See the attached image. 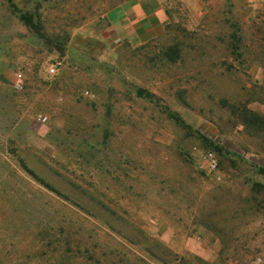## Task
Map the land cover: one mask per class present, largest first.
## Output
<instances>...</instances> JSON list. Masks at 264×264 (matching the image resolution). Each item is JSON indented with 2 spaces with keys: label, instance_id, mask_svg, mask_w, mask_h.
Wrapping results in <instances>:
<instances>
[{
  "label": "rangeland",
  "instance_id": "1",
  "mask_svg": "<svg viewBox=\"0 0 264 264\" xmlns=\"http://www.w3.org/2000/svg\"><path fill=\"white\" fill-rule=\"evenodd\" d=\"M135 5L146 28L112 36ZM245 110L264 0H0V264H264Z\"/></svg>",
  "mask_w": 264,
  "mask_h": 264
},
{
  "label": "crops",
  "instance_id": "2",
  "mask_svg": "<svg viewBox=\"0 0 264 264\" xmlns=\"http://www.w3.org/2000/svg\"><path fill=\"white\" fill-rule=\"evenodd\" d=\"M129 6H130V3H129ZM132 7L133 9L131 7H127V8L124 7L121 10H118L111 15L110 32L111 34H113L112 36H117L118 38L122 40H125V39L131 40V35L135 36L138 34L139 27L142 26V29L146 28L145 25L146 23L148 24V21H147L149 19L148 16H146L145 14L142 15L139 12L141 10L139 5H135ZM135 14L136 15L138 14V15L136 16ZM148 29H149V26H148ZM20 78H22L21 74L15 72L14 77L12 75L11 81H9L10 86L15 91H22L23 89V82H22V79ZM15 83L21 84L20 90L15 88L14 86Z\"/></svg>",
  "mask_w": 264,
  "mask_h": 264
},
{
  "label": "trees",
  "instance_id": "3",
  "mask_svg": "<svg viewBox=\"0 0 264 264\" xmlns=\"http://www.w3.org/2000/svg\"><path fill=\"white\" fill-rule=\"evenodd\" d=\"M136 95H137V97L144 99V100L150 101L153 99L152 95H150L149 93H147L143 90H138L136 92ZM244 119H245V123L247 124V126H254V127H258V128L264 127V119L261 118L256 113H252L250 111L245 110L244 111Z\"/></svg>",
  "mask_w": 264,
  "mask_h": 264
},
{
  "label": "built area",
  "instance_id": "4",
  "mask_svg": "<svg viewBox=\"0 0 264 264\" xmlns=\"http://www.w3.org/2000/svg\"><path fill=\"white\" fill-rule=\"evenodd\" d=\"M61 62L56 61L55 63H52L47 69H46V75L48 77H54L57 74V70L61 67ZM16 89H21V84L20 83H15L14 84ZM42 120L45 121V119L43 118ZM208 161L210 162V167L212 168V170L215 169L216 164L214 162L213 159H208Z\"/></svg>",
  "mask_w": 264,
  "mask_h": 264
}]
</instances>
